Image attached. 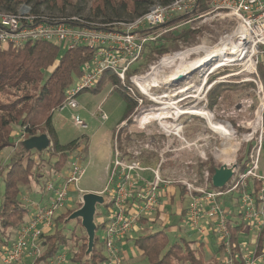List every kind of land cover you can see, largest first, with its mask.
<instances>
[{
    "label": "built area",
    "instance_id": "1",
    "mask_svg": "<svg viewBox=\"0 0 264 264\" xmlns=\"http://www.w3.org/2000/svg\"><path fill=\"white\" fill-rule=\"evenodd\" d=\"M199 2L200 0H171L167 4L154 3L146 12L131 20L111 23L86 21L78 16L64 19L34 14L30 6L24 3L18 6L16 12L0 10V45L4 48L20 47L28 42L43 40L54 43L63 51L76 47L89 50V57L82 64L80 77L64 90L63 101L54 109L55 112L65 108L77 109L78 94L91 88L105 70L116 75L138 105L135 112L117 126L112 158L107 166L108 184L100 191V194L107 197L105 201L110 206L101 240L103 259L98 264L123 263L118 243L142 217L157 210L159 198L165 193L162 190L171 184H179L185 190L187 225L199 236L210 231L213 233L216 246L222 247L223 264L232 263L230 226L235 220L243 223L236 243L237 255L244 264L264 261V239L259 255H256L254 242L264 225V83L257 70L258 65L264 67V0H210L207 10L203 12L197 11ZM173 18L177 19L170 23ZM207 18L225 19L227 28L223 35H229L234 45V63L221 69L232 67L237 70L225 77L239 76L237 73L250 74L235 82H253L254 86L250 89L257 100L252 119L244 116L235 121L234 125L226 120L232 131V138H239V141L234 142L237 147L231 157L234 159L241 147L251 145L249 149L247 147L242 151L244 158L240 164L244 163L243 170L239 169L240 165L236 160L229 162L228 165L235 164L236 167L222 188L209 186L208 171L203 172L202 183L198 186L194 183L195 179L187 180L184 175L176 178L163 177L159 172L161 161L152 167L141 160L143 149L139 145L152 149L151 142L130 146L119 136L123 128L135 123L142 129V133L146 124L153 119L160 128L159 135L181 137V125L177 124V119L182 114V109L177 105L178 100L166 101L167 94L151 92L153 87L160 84L147 86L146 92L136 81L152 73L163 59L181 51L163 53L158 61L148 66L145 73L135 72L129 77L127 73L138 66L146 44L165 42L168 33L185 25L194 28L197 25L194 23H201ZM221 38L218 45L221 44ZM259 56L262 58L259 59ZM218 59L212 57L210 61ZM210 61L206 65H213ZM218 63L219 61L213 67L205 66L202 72L218 68ZM213 85L215 83L208 87ZM146 100L150 101L149 105H144ZM205 101L210 106L207 99ZM251 104V100H241L239 105L234 106L231 114L238 115L237 112L242 110L241 106L250 107ZM99 117L101 120L107 118L102 112ZM71 120L76 126L86 128L77 114H72ZM163 123L173 124L177 129H165ZM128 132L125 137L131 136L132 132ZM147 134L149 133L144 136ZM181 139L183 140L182 137ZM80 157V153L73 157L65 174L57 173L53 180L47 182L45 187L51 196L49 202L37 207L17 227L11 243L0 249V264H62L64 251L46 260L40 258L43 253L40 236L45 231H50L53 218L72 198L68 195L69 191L76 192L75 202L81 205L83 190L77 187L83 174V168L78 163ZM203 218L205 224L201 223Z\"/></svg>",
    "mask_w": 264,
    "mask_h": 264
},
{
    "label": "trees",
    "instance_id": "2",
    "mask_svg": "<svg viewBox=\"0 0 264 264\" xmlns=\"http://www.w3.org/2000/svg\"><path fill=\"white\" fill-rule=\"evenodd\" d=\"M87 0H0V10L12 13L16 12L18 6L22 3L30 6L34 14L53 15L64 19H70L72 16H78L86 21L101 23H111L117 20H131L142 13L154 3L167 4L171 0H89L88 9L92 17L80 14L81 4ZM210 0H200L198 5L199 12L207 10ZM45 6L47 10H57L62 14L46 13L41 8ZM66 7L73 9L72 15H64ZM127 18H122V16ZM102 20H94L98 17ZM113 16V17H110ZM95 17V18H94ZM177 18L170 20L174 22ZM206 25L192 28L191 25H185L177 30L168 33L167 41L162 43L146 44L142 52L141 60L147 64L155 57L154 54L162 55L163 53L177 49L179 44L189 45L197 44ZM61 50L57 45L49 41H34L23 44L20 47H2L0 45V151L8 146H14L16 139L12 135L14 127H17L19 136L25 138L46 133L49 137L50 144L45 151L56 159L51 164L50 170L53 174L59 173L60 168L67 162L70 154L75 149L82 153L86 144L82 147L78 139L71 140L67 144L61 145L57 139L55 128L52 124L51 110L57 107L64 97V90L74 83L81 75L82 64L89 57V50L84 47ZM127 73V77L137 72L142 63L137 64ZM261 71V78H264V67L258 65L257 70ZM240 76H235V81ZM237 83V82H235ZM110 84L112 92H116L124 101L125 109L123 116L118 124L125 120L136 105L135 99L129 94L126 88L119 82L114 73L105 70L95 84L89 88L92 92L97 91L101 85ZM236 86L233 82H221L209 90L208 96L211 99L210 105H213L216 97L221 92L232 91ZM245 87H253L251 81L242 84ZM212 94V97H211ZM14 138V139H13ZM23 140V139H22ZM20 140V148L5 164L6 171L3 175V195L0 201V249L9 244L8 238H4L5 231L10 227H18L26 220L28 207L24 205L20 196L19 184L26 185L32 176V166L35 163L32 153H41L35 150H25ZM251 144L244 146L243 149H249ZM244 154L239 153L237 164L240 170L245 168L244 163L240 164ZM264 156V153H263ZM209 186L211 184V175L213 167L209 168ZM182 189V188H181ZM184 195V190H181ZM68 195L73 197L75 193L69 191ZM75 208L65 212H59L53 218L52 230L45 231L41 234V244L43 253L41 259H49L60 251L68 248V240H75L76 251L71 255L70 260L77 264H96L102 261V249L95 248L90 257L84 260L86 249V235L83 233L76 235L72 232L69 236L59 228V223L80 204L75 202ZM104 206L109 208L110 203L105 201ZM186 212V208L183 213ZM98 211L95 213L97 216ZM233 215V214H232ZM141 220L144 221L142 217ZM105 220L97 223L96 231L105 226ZM81 227L80 222H78ZM243 228L240 220L230 226L231 231V264H244L237 255L236 243L239 238V231ZM96 235V232H95ZM264 239V225L257 233L255 238L256 255H259ZM98 237L96 235V241ZM194 241L178 239L172 244H168L167 231L163 229L155 230L145 234L137 235L133 239V244L139 254L146 259L147 264H206L203 258L192 248ZM222 252L221 245L216 246L215 253L208 259L207 264H223L222 259L216 258V255Z\"/></svg>",
    "mask_w": 264,
    "mask_h": 264
},
{
    "label": "rangeland",
    "instance_id": "3",
    "mask_svg": "<svg viewBox=\"0 0 264 264\" xmlns=\"http://www.w3.org/2000/svg\"><path fill=\"white\" fill-rule=\"evenodd\" d=\"M81 6L82 8L80 10V14L83 16L92 17L89 10L86 9L89 6V0L81 4ZM41 8L46 13H53L56 15L58 13L62 14L57 10H47L45 6H42ZM71 13H74L73 9L70 7H66L63 14L72 15ZM102 18L103 17L100 16L98 18H95L94 20H102ZM122 18H127V16L123 15ZM225 21V19L207 18L206 21H202L201 23H194L197 24L194 27L200 26L202 24L206 25L199 38L198 43L189 45L179 44L178 48L172 51H183L187 48L191 49L200 45H204V50L207 49L206 51H210L211 48L220 46L221 44H217L220 38L222 37L221 43L224 42L227 38V34L223 35L225 32V28H227ZM194 51L197 52L196 49ZM62 52L63 51H61L60 54H62ZM195 52L191 53L186 58V60H191L204 53V51L198 53ZM153 56L155 58L147 64H145L142 60L139 62L142 63V65L137 69V74L145 73V71L148 70V66L153 62L158 61L161 55L154 54ZM261 58L262 57L259 56V59ZM210 62L211 64H213H209L210 67H213L218 61L213 60ZM232 62L233 61H229L228 65H231ZM209 65H206V67H209ZM172 68L173 64L161 66V69L165 74L174 69ZM236 70V68L232 69V67H226L224 69L212 70L208 72L195 70L190 74H187V76L183 80L181 79L180 81L160 84L158 87H153L151 89V92L153 93L167 94L166 101L178 100L177 105L180 107V109H186V112L180 114L179 118L177 119V124H179V126L181 125L180 135L183 140L181 139V137H176L175 135H169L168 137L159 135L158 132L160 128L158 127L157 122L153 119H151L150 122L146 124V127L142 133H140L142 129L139 128L137 123L130 124L127 128H123L122 133H119L120 139L125 140L127 142V145L130 146L151 142L152 149L147 148L150 150H147L142 145H139L143 149V152L141 153V160L143 163L155 167V165H157L161 161L159 172L163 177L176 178L184 175L187 180L195 179L196 182L194 183L196 186L200 185V183H202L204 171L210 172V167H213V169H215L223 163L229 164V162H234L235 160L237 162V158L239 156V153H242L243 147L238 150L236 156L234 155V159L227 152L224 153L222 157H220L219 155H214V153L210 152V149L214 145L212 141L215 137H217V141L219 138L216 132L211 129L212 127L209 123V120L207 119V115L202 113L204 116L203 117L202 115L196 113L197 111L194 110V107H210V110L217 116H219L220 120L224 122H226V120L230 121L233 125L235 124V121L242 119L244 116L252 119L254 110L257 108V100L253 94L252 89H250L252 87L249 86L244 88L242 86L243 83H235V76L225 77L228 73L236 72ZM258 73L261 75V71L259 69ZM237 74L240 77L250 75L248 73ZM216 80H219L221 82H233L234 84H236V86L232 91L228 92H221L219 90V95L218 97H216L215 102H213L214 104L208 106L205 100L207 99V103L209 104L212 102L208 96L209 90L221 83L215 82ZM262 80L264 83V78ZM213 83H215V85L208 87ZM199 88H201L204 93L201 97L198 94ZM244 99L251 100V106H241L242 110L237 112L238 115L231 114L234 106L239 105V103H241V100ZM76 100L78 103L77 109L71 110L69 108H65L60 112H55L54 109L56 107L53 108L51 110L52 124L55 128L57 139L61 145L67 144L71 140L78 139L82 147L85 144L87 146L80 154L81 157L78 161V163H80L83 168V174L79 182L77 183V187L83 190V193L87 191L103 190V188H105L108 184L106 166H109L110 160L112 158V149L116 134L115 132L117 130L118 121L123 116L125 103L116 92H112V86L110 84H103L97 91L94 92H92L91 90H84L78 94ZM149 104L150 101L148 100L144 102V105ZM137 106V104L134 106L128 117H130V115L135 112L134 109ZM187 110L194 111L189 112ZM101 112L106 114V120L100 119L99 114ZM72 114H77L86 124V128L82 129L76 126L71 120ZM128 131H131L132 134L130 137H125V135L127 136V134L129 133ZM145 133L149 134L144 136ZM18 134L19 131L17 130V127H14V130L12 131V135H14V137L16 138L14 140V146L5 147L0 151V201L2 199L4 189L3 175L6 171L5 164L8 163L9 158L19 150L20 145L18 142L25 138V136L22 137ZM236 140L239 141V138H234L232 142L234 143ZM201 151L202 153H200ZM218 152L220 153V151ZM77 155L78 151L76 149L71 152L67 162L58 171V175H63L68 171L73 157ZM32 157H34L35 163L32 166V176L30 177V181L26 185L19 184L20 196L22 197L24 205H26L29 210L26 218L33 214V202L37 201L39 204L43 205V200H47V197H51L49 194L50 192L47 191L45 186L49 180H53V178H55L56 176V174L54 175L53 171L50 170L51 164L56 159L55 155L51 156L47 151L43 150L41 153L33 152ZM177 186L180 189L182 188V186H180L179 184H177ZM104 198L107 199L106 196H104ZM75 204V197L73 196L69 201L66 202L65 206L60 212H65L67 210L75 208ZM167 210L169 211L170 209ZM96 211H98V214L94 218V221L97 225V223H100L101 221L106 219L108 208H106L104 205H97ZM152 216L154 217L153 214H151L149 217ZM168 221L169 222L164 228L167 231L168 244H172L180 236H183L186 239H195L196 235L199 236L197 233L195 235V232L184 233L182 230L179 231V229H171V227H174L177 224V219L171 215ZM78 222L80 221H63L62 223H59L58 227L62 228L63 232H65L67 236H69L72 232H74L77 236L80 235L82 231L85 234L84 229L80 228ZM138 225L140 226V229L134 231L132 230V232L129 233L133 238L137 235L153 232L157 229L162 228L159 220H157V222H148L146 224L144 222H141ZM52 228L53 226L50 230H52ZM16 229V227H10L5 231L3 237H7L9 239V243H11V241L14 239ZM103 229L104 228H100L96 231V235L98 237L96 244H94L96 249H102L101 240L103 238ZM209 233L212 232L210 231ZM131 242L130 247L135 248L133 242ZM214 243H216V240L214 239L213 241V239L209 237V244L211 248H214ZM67 244L68 248L66 250L64 249L65 256L62 264H77L70 260L71 255L76 251L75 240L69 239ZM192 248L196 249L193 247V245ZM132 252L134 253V249H132V251L129 249L130 256H132ZM200 256L202 258L204 257L203 255ZM205 257L203 258V260L207 264L209 260ZM222 257L223 253L220 252L218 258L222 259ZM84 260H86L85 252ZM128 262V264H147L146 259L142 257L132 258ZM98 263L99 262L96 260V264ZM257 264H264V261L258 262Z\"/></svg>",
    "mask_w": 264,
    "mask_h": 264
},
{
    "label": "bare ground",
    "instance_id": "4",
    "mask_svg": "<svg viewBox=\"0 0 264 264\" xmlns=\"http://www.w3.org/2000/svg\"><path fill=\"white\" fill-rule=\"evenodd\" d=\"M233 42L230 40V36L227 35V38L225 39L224 42L221 43L220 46L216 48H211L210 51H206L207 49L204 50V45H200L195 48L187 49L185 51L177 52L171 56H168L167 58L163 59L161 62V65L157 68H154L153 72L143 76V78L137 79V84L146 92L149 85H158V84H165L168 82H173L174 78L179 75V74H185L187 76V72H189L192 69L196 70H203L206 64L211 60L212 57H217L219 58L218 61L219 63L217 64L218 68H213L216 70H219L223 68V66H227L229 61H233L232 64L234 63V60L236 59L234 55V45L232 44ZM193 49V50H192ZM197 50L195 52L194 50ZM200 56H197L191 60H186L187 56L191 53H198V52H203ZM173 64V70H171L169 73L165 74L163 70L161 69V66H167ZM212 69V70H213ZM161 73V74H160ZM164 73V74H163ZM185 76V77H186ZM184 77V78H185ZM183 78V79H184ZM182 79V80H183ZM198 94L199 96H203V90L201 88L198 89ZM196 113L200 114L203 116L202 113L207 115V119L209 120V123L211 124V129L215 131L218 134V141L217 137L214 138L212 141L214 145L210 149V152L214 153V155H219L222 157L224 153H228L230 156H233L234 151L236 149V145L232 143V131L229 127V124L227 122H224L219 119V116H217L214 112H210L209 110H206L205 108H197L194 107ZM194 110H187L189 112L194 111ZM186 109L180 110V113H185ZM204 117V116H203ZM223 118V117H221ZM206 119V118H205ZM206 119V120H207ZM208 122V121H207ZM208 123V124H209ZM162 126L165 129H168L169 127H174L177 129L175 125L173 124H168V123H163ZM210 126V125H209ZM169 130V129H168ZM221 139V141H220ZM206 146V144H205ZM220 151V153L218 152ZM202 153V151L200 152Z\"/></svg>",
    "mask_w": 264,
    "mask_h": 264
},
{
    "label": "crops",
    "instance_id": "5",
    "mask_svg": "<svg viewBox=\"0 0 264 264\" xmlns=\"http://www.w3.org/2000/svg\"><path fill=\"white\" fill-rule=\"evenodd\" d=\"M108 166V165H107ZM107 166H106V175H107ZM102 190H94L91 192H100ZM163 195L159 198V206L157 207V210L154 213H150L149 215H146L144 217V221L141 220V222H144L145 224L148 222H157V220L160 221L162 228H165L166 224L169 222L170 215L175 217L177 219V224L174 227H171V229H179V231H183L184 233H190L194 232L190 229V227L186 223V212L183 213V210L186 207L187 204V197L186 194L182 195L181 189L177 186V184H171L169 186H166L164 190H162ZM49 198L47 197V200H43V203L46 204L49 202ZM42 203V204H43ZM43 204V205H44ZM42 206L37 201L32 203V209L33 211L39 207ZM167 209H170L169 211ZM151 214L154 215V217H149ZM27 219V218H26ZM134 225V227L127 233V235L121 239V241L118 243L119 249L121 250V254L123 256V264H128L132 258L136 257H142L139 252L136 250V248L130 247V242H133V237H131L130 232L132 230L140 229L139 223ZM202 224H205V219L203 218L201 221ZM159 230V229H157ZM196 235V232H195ZM209 237H211L214 241V235L213 233H205L204 235L197 236L195 239H186L183 236H180L178 239H184L187 241H194L193 247L196 248L195 250L199 255H203L205 258H210L216 250V243H214V248H211L209 244ZM177 239V240H178ZM131 242V243H132ZM130 247V248H129ZM129 249L132 251L134 249V253L132 252V256H130ZM203 257V258H204ZM143 258V257H142ZM216 258H218V255H216Z\"/></svg>",
    "mask_w": 264,
    "mask_h": 264
},
{
    "label": "water",
    "instance_id": "6",
    "mask_svg": "<svg viewBox=\"0 0 264 264\" xmlns=\"http://www.w3.org/2000/svg\"><path fill=\"white\" fill-rule=\"evenodd\" d=\"M196 69H192L187 74L195 71ZM186 75L179 74L173 80L180 81ZM22 146L25 150H35L37 152H41L48 148L50 144L49 137L46 133H41L38 135H32L26 137L21 142ZM235 164H221L219 167L214 169V172L211 176V184L214 188H222L230 179L233 173V168H235ZM81 205L78 209L72 211L64 220V222L71 221V220H79L81 227L84 229V232L87 237V247L85 250V259L90 257L94 249L95 244V232L97 225L94 221L96 207L97 205H104L105 198L102 194L97 192L87 191L82 194L81 197Z\"/></svg>",
    "mask_w": 264,
    "mask_h": 264
},
{
    "label": "flooded vegetation",
    "instance_id": "7",
    "mask_svg": "<svg viewBox=\"0 0 264 264\" xmlns=\"http://www.w3.org/2000/svg\"><path fill=\"white\" fill-rule=\"evenodd\" d=\"M206 109V108H205ZM206 110H209L210 112H211V110L210 109H206Z\"/></svg>",
    "mask_w": 264,
    "mask_h": 264
}]
</instances>
